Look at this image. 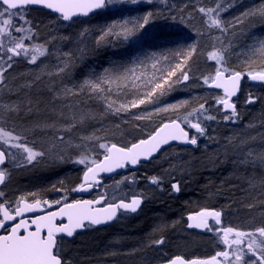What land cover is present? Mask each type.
<instances>
[{
    "label": "rangeland",
    "instance_id": "obj_1",
    "mask_svg": "<svg viewBox=\"0 0 264 264\" xmlns=\"http://www.w3.org/2000/svg\"><path fill=\"white\" fill-rule=\"evenodd\" d=\"M262 4H264V0H150V2L149 0H138L135 4L130 3L129 0H114L109 7L89 18L74 19L68 22L48 13H44L40 17L38 10L35 9L20 11L28 22L25 27L31 28L33 42L42 47L43 55H40L35 64L29 63L25 59L17 60L13 69L6 73L8 88L0 90V98H4L0 105H11L13 102L20 105L17 109L18 115L9 123L14 124L19 131L25 132L29 139L36 140L35 150L39 151L43 148L49 149L50 152L39 162L14 163L9 159V164L4 169L7 180L2 188L3 192H8L13 199L34 193L36 198L50 201L62 199L65 196L70 201L77 200V191H72V188L68 186L61 190L51 189L49 191V194L52 195L51 198H43L42 191L34 188L43 181L36 174L46 170H64V167L74 163L77 155H86L96 159L102 157L103 150L98 148L94 139L87 141L81 139L82 137L93 136L86 130L87 120L94 113L93 109L88 108V102H93L100 107L99 112L103 114L108 112L105 110L104 102L96 97L89 98L84 93L70 97L73 102L72 111L76 117L79 118L82 112L88 113V116L82 124H77L76 128L72 129L71 135H65L67 144L53 146L51 129L42 131L35 127L37 124L52 123L54 113L61 111L62 105L59 99H54V93L59 92L65 85L75 90V86L82 85L85 80L93 79L95 74L103 72L101 68L94 66H91L90 72L89 68L81 63L82 60L78 59L77 44H81L82 40H88V46L92 48L90 49L85 44L78 51L90 49L89 52H91L97 48L99 49L97 51L101 52L113 39V43L118 44L120 42L131 45L135 49L134 58L137 56L143 58L145 54H154L155 58L161 61L159 67L165 69L168 64L163 60L164 56H168L169 61L175 62L172 54L179 51L186 52L185 50L195 46L196 52L189 61L192 65V71L189 73L190 80L174 84L166 95L159 97L160 106L179 104L184 100L187 101V104L178 107L175 111L152 112L151 119H145L148 122L165 118L172 120L175 116H179L181 121L192 119L188 114L193 108H198L200 103L205 101L215 103L216 97L220 96L218 92L220 90L204 85L202 80L204 76L215 74V62L208 59V54L219 51L221 49L220 42L223 41L225 45L230 43L229 51L233 55L229 58V62L232 67L245 74L244 92L235 102L239 113L236 123L224 121L222 119L224 113L219 108L217 110H214V107L208 109V115L215 116L216 119L206 120L205 124H202V127L206 126V134L198 136L196 133L197 144L192 148L171 147L150 163L145 164L143 169L138 172L139 181L144 183L140 184L139 181L136 183L135 180H132L134 184L136 183L134 193L135 195H142L145 200L159 199L162 196H167L172 184L176 182H179L180 191H172L182 193V191L189 189L190 180L195 181L198 175L207 174L205 171L212 173L234 167L236 168L234 174L236 178L228 175L223 180L228 182L234 179L236 184L239 180L245 181V185L240 189H237L235 184L232 186L234 193L238 192L235 189L242 191L240 197L235 200L238 202L230 204L228 201L222 200L221 196L211 194L207 200L197 199L190 212L203 208L223 210V216L218 227L227 225L237 227L240 230H250L246 227L249 223L259 224V213L256 212L255 208H248L245 205L251 200L264 201V195H262L264 190L259 187L249 189L248 186L251 176L253 174L259 176L264 170L259 167L253 169L251 164H241L239 161L243 159V153L248 148H253L256 152L264 151V85L251 83L246 75L253 70L259 71L257 65L260 61L257 59L255 63H245L241 53L247 51L254 42L264 40V19L259 16H250L244 24L237 26V30L233 32L232 29H229L227 36H224L204 22L203 14L199 13L198 9L200 7L215 9L219 6V18L227 23L233 21L246 10L260 8ZM148 12L153 13L149 23L136 36L125 40L121 34L122 28L126 25L131 29L135 23L141 22V18L146 16ZM213 15L215 16V13ZM14 22L19 23V21ZM86 26H88L87 29ZM108 28H111L116 35H105L104 39L97 44L96 41L101 33ZM85 30L87 31L85 32ZM81 33H84L83 37ZM85 50L84 52H86ZM61 53H69V67L66 69V76L64 73H56L57 58L64 59ZM150 72L151 69L149 68ZM192 73H195L194 77ZM249 95L257 98L255 103H245ZM28 96L31 99L26 101L25 98ZM117 102L122 101L118 100ZM242 103L246 106L253 105V107L246 109L244 105L241 108ZM25 105L31 106L32 111L29 112ZM153 107L152 104L142 105L138 109L115 114L116 127L123 129L119 134L121 137L120 144L124 145L125 142L131 141L129 140L130 135L135 134L132 125L135 127L137 121H145L136 120L133 113L144 114L145 108L151 110ZM0 113L8 114L3 107H0ZM4 115H0V126H3ZM65 115L68 113L65 112ZM193 122L195 121L193 120ZM56 123L57 127L64 126L63 119ZM81 125L85 126L83 132L79 129ZM148 132H150V128L143 133ZM98 137L102 138L103 136ZM241 141H245V143L241 145ZM29 147L32 145L29 144ZM77 167H79L78 170L81 171V174L80 180L74 188H77L81 183L85 170L82 165ZM151 177L162 178V183H152ZM125 178L105 180L99 195L106 196L108 203L113 202V196L118 201L120 196L127 191L120 193L113 191L121 189L120 182H127ZM31 199L32 197L29 196V200ZM260 211L264 212V208H261ZM254 216L255 219H253ZM125 221L126 213L122 214L117 222L123 223ZM90 231L91 229L88 228V232H84L72 240L64 239L62 241L63 256L67 259L68 264H75L71 259L75 255L72 249H75L77 242L80 243ZM184 239L183 246L179 248V251H174L175 254L183 252L192 257L210 258L216 251L224 250L226 247L220 243L221 237L215 231L208 230L203 234L188 233Z\"/></svg>",
    "mask_w": 264,
    "mask_h": 264
},
{
    "label": "snow or ice",
    "instance_id": "obj_2",
    "mask_svg": "<svg viewBox=\"0 0 264 264\" xmlns=\"http://www.w3.org/2000/svg\"><path fill=\"white\" fill-rule=\"evenodd\" d=\"M113 2L114 0H0V6H6L0 7V90L8 88L6 73L13 69L18 59H25L35 64L38 56L43 55L42 47L33 42L31 28L25 27L28 22L20 12L23 6L43 5L60 14L63 21H73L74 17L87 16L94 10L105 9ZM129 2L135 4L138 0H129ZM219 10V6L215 9L204 7L198 9L199 13L203 14L204 22L224 36H227L229 29L233 32L237 30V26L244 24L250 16L264 19V4L258 9L242 12L233 21L227 23L219 18ZM152 17L153 13L148 12L141 18V22L135 23L131 29L125 25L121 30L123 38L129 40L136 36ZM83 35L84 33H81L82 37ZM105 35H116V33L108 28L101 33L96 43L99 44ZM220 43L219 51L208 54V59L215 62V74L204 76L202 82L204 85L223 91V95L216 97V105L224 113L222 117L224 121L236 123L239 113L232 98L237 96L240 81L245 74L235 70L229 62V58L233 55L229 51L230 43L228 45L223 44V41ZM195 52V46H191L187 52L174 53L172 55L175 62L169 61L168 56H164L163 60L168 64L166 69L159 67L161 61L156 59L154 54H145L143 58L137 56L127 64H113L101 74H95L93 79L85 80L82 85L75 86V90L65 85L59 92L54 93V99H59L62 105L61 111L54 113V121L50 124H37L35 127L42 131L51 129L53 146L67 144L65 135H71L72 129L76 128L77 124H82L88 116V113L82 112L77 118L72 111L73 102L70 97L78 96L80 93H84L89 98L96 97L102 100L105 110L114 114L129 112L142 105H154L151 110L145 108L144 114L133 113L136 120L151 119L152 112L175 111L178 107L187 104V101L160 106L159 97L166 95L174 84L190 80L192 65L189 61ZM61 55L64 59L57 58L56 73H64L66 76L69 53H61ZM241 55L244 56L245 63H255L257 59L260 61L257 65L260 70L250 71L246 75L252 81L264 82V40L254 42ZM192 75L194 77L195 73ZM113 96L122 102L117 103L112 99ZM256 99L249 95L245 103H255ZM206 103L207 101L200 103L198 108H193L189 112L188 115L192 119L162 122L147 138H137L136 142L125 143L123 146H118L116 143L98 144V148L103 150L100 159L79 155L74 162L83 165L85 170L81 183L72 191H87L94 186L99 187L97 177L100 173L137 165L141 159H151L161 146L168 144L169 141H185L196 145L195 134L201 136L206 134V126L202 127V124H205L206 120L216 119L215 116L208 115ZM0 107L8 113L7 115L0 113L4 115L3 126H0V165H4L6 159L14 163L39 162L49 155V149L35 150L36 140L29 139L25 132L19 131L14 124L9 123L18 115L17 109L20 105L13 102L11 105H0ZM25 107L29 112L32 111L31 106L25 105ZM65 112L68 115H65ZM61 119L64 120V126L57 127L56 122ZM182 124L188 128V131ZM192 130H195V133L189 138V131ZM81 139L99 140V137L89 136ZM240 143L242 145L245 141ZM29 144L32 147H29ZM239 162L251 164L253 169L259 167L264 170V151L256 152L253 148H248ZM6 179V171L0 170V184ZM150 180L154 184L162 183V178L151 177ZM248 186L249 189L259 187L264 190V171L259 176L253 174ZM171 187L173 191H180L179 182L172 184ZM29 196L32 197L31 200ZM2 197L3 193L0 192V198ZM104 199L106 197L101 195L95 200L70 201L65 196L62 199L49 201L36 198L34 193L21 196L12 202L0 199V264H68L62 250L64 239L72 237L77 230L84 229L86 222L88 225L107 223L116 217L118 211L134 213L142 203V198L138 195H133L131 198L121 197L118 201L113 196V202L103 207H95ZM126 199L128 202H125ZM245 206L255 208L260 215L259 224L249 223L246 226L250 230H240L227 225L218 227L221 218L219 211L202 210L190 215L189 220L192 223L189 227L215 231L221 237L220 243L226 247L224 250L216 251L207 259L186 260L182 256H176L170 258L167 264H264V212L260 211L264 208V201L251 200ZM209 218L214 220L213 225H209ZM163 243V238L153 241L155 245Z\"/></svg>",
    "mask_w": 264,
    "mask_h": 264
},
{
    "label": "trees",
    "instance_id": "obj_3",
    "mask_svg": "<svg viewBox=\"0 0 264 264\" xmlns=\"http://www.w3.org/2000/svg\"><path fill=\"white\" fill-rule=\"evenodd\" d=\"M88 26H86V29ZM112 40L110 44L107 45V47H105L101 52H98L97 50L99 49L97 48H95L94 51L92 50L89 52L92 47L88 46V40H82L81 44H77L78 47L76 54L78 59L82 60L81 63L89 68L90 72L91 66L104 70L106 68H110L113 64L129 63L134 58L133 55L135 53V49L131 45H126L124 43H113ZM85 44L90 49H84L86 52H84V50L78 51V49L83 48ZM185 51L187 52L188 49ZM218 92L220 96L223 95L221 91ZM243 92L244 85L241 95ZM29 96L25 98L26 101L31 99ZM112 99L118 101L116 96H113ZM244 105L245 104L242 103L241 108ZM89 107L91 110H94V113H92L87 120L86 130H88L94 137H98L100 135L103 136L102 138H99V140L102 139L101 141L94 139L95 144L116 143L122 145L120 144L121 142H119V140H121L119 134L123 129H118V127H116V115L112 112L104 114L99 112L100 107L93 104V102H88V108ZM213 107L215 108L214 110H217L218 107L216 105V101L215 103L209 101L205 104V108L207 109H211ZM245 107L248 109L253 107V105H245ZM38 108L40 109L41 107ZM172 119L181 120L179 116H175ZM167 120L169 119L165 118L152 122H148L146 120L137 121V126L134 127V125H132L133 130L135 129L136 135H130L129 140L131 141L129 143L136 141L137 138L140 139L148 136L156 127ZM149 128L150 132L143 133ZM79 129L83 132L85 130V126L81 125L79 126ZM78 157L79 155L75 157L74 161L78 159ZM77 166H79V164L74 162L64 167V170L61 171L58 169H54L53 171H41L36 175L38 178L43 179V181L34 188L42 191L44 197H41L43 198H51L52 195L49 194L51 189L61 190L66 186L73 189L80 180L81 171L78 170L79 167ZM143 166L135 171L127 170L126 172L111 179L114 180L120 177H126L125 179L127 181L120 182V188L122 190L119 189L113 192L120 193L122 191H127V193H125L127 195H119L120 198H129L135 195V184L139 181L138 172L143 169ZM235 169L236 168L234 167H229L226 170L223 169L212 173L205 171L207 174L202 173V175L197 176L195 181L190 180V183H188L189 189L184 192L182 191V193H175L172 191L173 189L170 188L167 196H162L159 199L154 198L152 200H145L142 209L135 214L127 213L126 221L123 223L115 222L102 228L88 227L91 229L89 234H85L86 237L80 243L77 242L75 249H72L75 254L71 257L72 261L75 264H157L161 261L167 260L175 255L174 251H179V248L183 246L182 244L185 240L184 238L186 234L195 233L187 228L186 217L189 214L188 212L191 211L193 203L197 199L207 200L209 195L213 194L221 196L222 200L228 201L230 204L232 202H238L235 200L240 197V192L242 193V191L237 189H240L243 185H245V181L239 180L238 184H236L237 182L234 179H231L228 182L223 180L228 177V175L236 178L234 175ZM132 180H135L136 183L134 184ZM138 183L141 184L144 182L139 181ZM234 184L237 188L235 190L238 191L236 193L233 192L234 189L232 188ZM88 228L85 233L88 232ZM160 238H163L164 240L162 245L153 244L154 240ZM176 254L192 257L183 252H177Z\"/></svg>",
    "mask_w": 264,
    "mask_h": 264
},
{
    "label": "water",
    "instance_id": "obj_4",
    "mask_svg": "<svg viewBox=\"0 0 264 264\" xmlns=\"http://www.w3.org/2000/svg\"><path fill=\"white\" fill-rule=\"evenodd\" d=\"M28 6H33V7L42 8V9H45V10H47V11L53 13V14H56V15H59V16H60V14L55 13L54 11L47 9V8H46L45 6H43V5H25V6H23L22 8H25V7H28ZM103 10H104V9L94 10L93 12L89 13L87 16L74 17L73 19H76V18H87V17H90V16H92V15H95V14H97V13L103 11ZM249 79H250V78H249ZM250 81H251V83H253V84H255V85H264V82H260V81H252L251 79H250ZM243 82H244V76L242 77V79H241V81H240L239 91H238V93H237V96L232 98V99H233V102H234V100L237 99L238 96L240 95V93H241V91H242ZM210 88L216 89V88L211 87V86H210ZM218 90H221V89H218ZM221 91H222V90H221ZM175 120H177V119H175ZM165 122H167V121H165ZM182 126H184V125L182 124ZM185 130L188 131L186 128H185ZM145 138H147V137H145ZM189 138H190V133H189ZM142 139H144V138H142ZM135 142H136V141H135ZM174 145H180V146H195V145H192V144L187 143V142H185V141H169L168 144H166V145H162L161 148H160V150H159L157 153H155L151 159H147V160H145V159H141L140 163H138L137 165H128V166L123 167V168H117V169L113 170L112 172H103V173H100V174L98 175V177H97V180H98V182H99V187L103 184V181H104L105 178H112V177H114V176H117V175L123 173L124 171H126V170H128V169H130V170H136V169L140 168L141 165H142L143 163H147V162L151 161L152 159H155V158H156V157H157V156H158V155H159L164 149H166V148H168V147H170V146H174ZM118 146H121V145H118ZM6 162H7V159H6V161H5V164H6ZM5 164H4V165H5ZM4 165H0V170L2 169V167H3ZM3 184H4V183H3ZM3 184H0V187L3 186ZM95 187H96V186H94L92 189L87 190V191H78L77 194H78L79 197H81V198L78 199V200H95V199L82 198V197H86V196H88L90 193H92V192H93V189H94ZM140 197L142 198V203H141L140 206L138 207L137 211L134 212V213H133V212H125V213H132V214H135V213H138V212L142 209V206H143V204H144V198H143L142 196H140ZM98 198H99V197H98ZM98 198H96V199H98ZM104 202H105V199L102 200L100 204L95 205V207H103V206H105L106 204H104ZM125 202H128V200H125ZM202 210H208V211H219V210H217V209H215V208H211V209H200V210H197L196 212H194V213H192V214H190V215H193V214H195V213H197V212H199V211H202ZM122 212H123V211H118L116 217H115L113 220H111V221H109V222H107V223H102V224H99V225H92V226H94V227H96V228H101V227H106V226H108V225H111V224H113V223H115L116 221L119 220V217L121 216V213H122ZM219 212H221V211H219ZM190 215H189V216H190ZM189 216H187V218H186L187 223H188V227H189V225L192 223V221L189 220ZM221 218H222V212H221ZM221 218H220V219H221ZM211 221H214V220H213L212 218H209V221H208V222H209V225L211 224ZM87 225H88V224H87V222H86V226H87ZM189 228H190L191 230L196 231V232H199V233H205V232H207V230H208V229H201V228H196V227H189ZM85 230H86V227H85L84 229L77 230L76 233H74V235H73L72 237H69V238H70V239H73L76 235H78V234L84 232ZM176 256H182V257L185 258L186 260H190V259H205V258H203V257H190V258H189V257H186V256L181 255V254H176V255H174V256H172V257H170V258H174V257H176ZM170 258H169V259H170ZM169 259H167V260H165V261H161V262H159V263H157V264H167V262H168Z\"/></svg>",
    "mask_w": 264,
    "mask_h": 264
},
{
    "label": "flooded vegetation",
    "instance_id": "obj_5",
    "mask_svg": "<svg viewBox=\"0 0 264 264\" xmlns=\"http://www.w3.org/2000/svg\"><path fill=\"white\" fill-rule=\"evenodd\" d=\"M2 7H6V6H2ZM29 9H35V10H38V13H39V15H40V17H42L41 15H43L44 13H48V14H52V15H54L53 13H51V12H49V11H47V10H45V9H42V8H38V7H33V6H28V7H25V8H21L20 9V11H28ZM56 17H59V18H61L60 16H58V15H55ZM40 56H38V58H39ZM3 100H4V98H0V102H3ZM238 100V99H237ZM236 100V101H237ZM235 101V102H236ZM188 129V128H187ZM189 133H190V137H192L193 136V134L195 133V130H192V131H189ZM197 135L198 136H200V134H198L197 133ZM174 147V146H173ZM178 147H193V146H178ZM171 148V147H170ZM170 148H167L166 150H168V149H170ZM166 150H163L162 152H161V154L164 152V151H166ZM160 154V155H161ZM159 155V156H160ZM148 163V162H147ZM143 165H145V164H143ZM142 165V166H143ZM7 166V165H6ZM6 166L4 167V168H2V170H4L5 168H6ZM7 175V174H6ZM7 180V179H6ZM6 180H5V182H4V184H3V186H1L0 187V192H2L3 193V197L2 198H0V199H2V200H5V201H15V200H17V199H13L12 198V196L8 193V192H3V190H2V188L4 187V185H5V183H6ZM81 181H82V179H81ZM102 186L103 185H101L100 187H95L94 189H93V192L92 193H90L88 196H86V197H84V198H88V199H96V198H98L99 196H101V195H99V193H100V191H101V189H102ZM99 195V196H98ZM106 197V196H105ZM80 197L79 196H77L76 197V199H79ZM83 198V197H82ZM39 199H41V198H39ZM105 203L107 204L108 202H107V198H106V200H105ZM196 212V211H195ZM192 213H194V211L193 212H190L189 214H192ZM122 214V213H121ZM188 214V215H189ZM187 215V216H188ZM214 221H212L211 222V224L210 225H212V223H213ZM91 225H88L87 227H90ZM92 227V226H91ZM187 228H188V223H187ZM188 229H190V228H188ZM191 230V229H190ZM191 231H193V230H191ZM193 232H195V233H198V232H196V231H193ZM198 234H201V233H198ZM67 239V238H66ZM207 259V258H206Z\"/></svg>",
    "mask_w": 264,
    "mask_h": 264
},
{
    "label": "bare ground",
    "instance_id": "obj_6",
    "mask_svg": "<svg viewBox=\"0 0 264 264\" xmlns=\"http://www.w3.org/2000/svg\"><path fill=\"white\" fill-rule=\"evenodd\" d=\"M187 257V256H186Z\"/></svg>",
    "mask_w": 264,
    "mask_h": 264
}]
</instances>
